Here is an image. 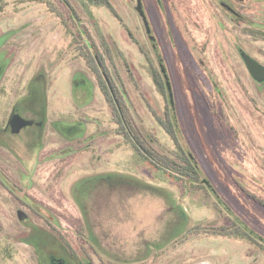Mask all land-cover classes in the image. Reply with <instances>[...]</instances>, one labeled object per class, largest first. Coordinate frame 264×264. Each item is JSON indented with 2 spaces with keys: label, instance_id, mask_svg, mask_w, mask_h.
I'll return each mask as SVG.
<instances>
[{
  "label": "rangeland",
  "instance_id": "rangeland-1",
  "mask_svg": "<svg viewBox=\"0 0 264 264\" xmlns=\"http://www.w3.org/2000/svg\"><path fill=\"white\" fill-rule=\"evenodd\" d=\"M69 1L0 0L2 118L10 116L16 99L27 92L34 80L33 95L23 101L34 109L33 118L44 119L47 94L52 118L75 112L74 81H80L82 86L78 88L76 84L77 91L86 87L82 78L97 79L89 70L82 49L92 36L102 52L110 44L114 60L110 70L114 79L128 83L130 105L138 113V122L161 152H178L179 148L151 111L152 107L161 116L167 106L166 97L152 81L157 64L142 57L122 23L126 22L147 45L140 19L129 6L132 1L136 4V0H110L112 8L92 0ZM176 1L186 22L170 21L168 27L162 22L161 33L184 141L181 144L185 143L196 157L201 177L210 181L215 192L203 185L185 183L150 162L143 164L132 145H123L114 134L107 139L111 154L92 157L113 160L112 170L119 172L123 170V161L129 163L127 170L133 176L120 177L125 182L114 188L107 186V176H90L79 167L84 163L78 159L90 157L91 153L47 147L49 135L56 132L47 126L43 129L28 125L20 133L0 135V159L5 165L9 162L14 181L26 184L27 176L37 174L45 160L72 154L77 170L74 161L67 162L69 168L63 167L66 164L60 167L64 172L73 170L65 180L66 193L71 201L81 198L94 206L86 212H94L91 222L97 238L105 245L98 244V251L117 264H139L141 258L145 264H155L154 256L159 253L162 256L158 264H264V81H253L236 51L239 45L264 64V0L231 1L251 22L241 24L217 6L214 10L222 16L220 20L212 18L213 9L202 0ZM69 5L75 7L77 21ZM154 10L159 11L158 7ZM194 43L203 47V54L198 48L194 55L190 53L189 47ZM124 60L130 64L139 88L130 82ZM95 91L94 100L80 108L90 113L86 119L96 115L103 120L104 127L111 129L116 125L111 122L110 110L98 88ZM78 93L82 101L89 99ZM50 173L48 180L53 179ZM36 174V186L30 191L40 197L46 177ZM96 190L100 195L94 200L91 194ZM18 211L7 192L0 188V264H17L16 259L18 264H35L30 263L25 251L14 254L16 259L10 256L11 242L13 246L30 249L25 243L15 242L11 234V227L26 220ZM230 217H240L257 233L261 243L244 234H214L220 227L236 229ZM190 227L203 230L200 228L201 232H193L181 241ZM66 234L70 237L71 232ZM63 256L70 260L67 253Z\"/></svg>",
  "mask_w": 264,
  "mask_h": 264
},
{
  "label": "flooded vegetation",
  "instance_id": "flooded-vegetation-1",
  "mask_svg": "<svg viewBox=\"0 0 264 264\" xmlns=\"http://www.w3.org/2000/svg\"><path fill=\"white\" fill-rule=\"evenodd\" d=\"M231 1L232 0H202V3L213 9L214 13L212 14V18L216 17L219 19L222 16L217 10H214V7L217 6L221 8L225 15L232 21H237L240 24L251 23L237 8L236 4ZM66 2L69 3L70 1L66 0ZM151 2H153V4ZM151 2L150 0H136V4H133L132 1L131 5H129L135 9L134 11H136L138 18L140 19L142 32L144 34L143 36L147 45H144V43L141 42L139 37L135 35L132 28L126 22H122L123 25H125L128 35L135 45H137L142 57L151 64H157L152 81L166 97L167 106L161 116H159L156 113V110L152 107L151 111L154 117L161 124L165 133L171 137L176 145V148L178 147L180 152H186L188 154L189 159H186V156L181 153V157H183V159L180 160V163L182 165L188 164L190 166H196L197 168L196 172H198L200 176H186L184 177L185 180L183 179L185 183L189 182L191 185H203L206 186L207 189H211L212 192H215L216 190L212 187L210 181L201 177V165L196 157L191 154V151H189L188 147L185 146V143L181 144V141H183L181 140V125L176 114L173 85L164 55L165 48L162 44L163 36L161 32L164 33L162 22L165 23L166 27H168L167 25L170 21L173 23H176L177 20L180 22H186V19L183 20L184 17L179 10L176 0H168L166 4H164L163 0H151ZM69 7L72 8L71 5H69ZM155 7H158L160 13L158 10H154ZM73 9H75V7L72 8V17L75 21H77V13ZM119 17L121 18L122 16L119 14L118 18ZM170 33L173 34L172 29ZM174 35L173 40H176ZM86 42L90 48V52L97 56L96 48L94 46V44H96L95 39L91 36ZM236 46L237 55L249 73L250 71L244 60L242 51H245L264 66V64L251 52L239 45ZM196 48H198L199 52L203 54V47L199 48V44L194 43L191 47H189L192 55H194V50ZM84 49L88 50L85 47ZM105 55L107 67L110 70V62L114 63L110 44L109 46L105 45ZM124 63L127 64V71L129 76L132 78L130 82L135 86V88H139V82L134 80L135 76L133 75L131 68L128 67L130 64L127 60H124ZM89 70L91 69L89 68ZM101 70L103 71V68H101ZM2 72V65H0V73ZM110 75L112 79L110 77L109 79H106V85L110 91V96H106L102 89V84L98 79L92 80L89 76L85 79L82 78L81 81L84 82V86H86L85 89H78L82 86L79 85L80 81L75 80L73 83L74 91L72 99L75 112L70 113L69 115L66 114L57 118H52L49 114L50 106L47 94V99L44 104L45 110L43 120L33 118L32 115L35 113L34 109L24 105L23 103L24 99L31 97L34 93L35 80L31 81L27 87V92L16 99L10 116L7 119H4L0 114V135L6 133H20L28 125L42 126L43 129L46 128V126L50 127V130L56 132H52L53 135H49L48 141L45 145L47 147L54 148V150L57 149L58 151L73 148L76 152L85 154L86 152L91 153L90 157L86 156V158H83L82 160L78 159V161L84 163L80 164L79 167L85 168L84 173H87L90 176H107V186L109 188H114L115 185L119 186L121 183H124L125 181L120 179V177L133 176L127 170L130 167L129 163H125L123 161L121 164L123 170L119 172L112 170V168L115 167L113 160L107 158L105 160H97V158H102L103 156L107 157L112 152L111 150H108L107 146L110 142V140H107L109 134H114L115 136L121 138L123 145L127 144L128 146V144H131L139 157L142 158L140 159L143 164H145V162H150L155 167L157 164L168 167L167 164L162 163L161 160H155L158 158L152 155L153 152H161V150L150 138V134L146 132V130L138 122V113L130 105L132 99L130 97L128 83L125 80L114 79L111 70ZM250 75L254 82H260L257 81L251 73ZM215 82L217 83V80H212L213 84ZM76 84L78 85L77 91ZM95 87L98 88L110 110L112 117L111 122L116 125L111 129L104 127L103 120L96 115H94V117L90 120L86 119V115L90 113L82 111L80 108L82 104H87L88 102H92L94 100L96 92ZM78 92H81V94L86 96V98L89 97V99L82 101L80 96H78ZM141 92L143 93V91ZM143 98L144 100H147L145 95H143ZM150 103L151 102L149 101L147 102L148 105H151ZM77 107L79 108V112H77ZM16 115L22 118L23 121H27V124L18 128L19 122L15 119ZM95 120L98 122L96 123ZM172 122L176 124L175 131L168 130V126L171 125ZM83 123H85V125L80 126L82 128L77 126L80 124L82 125ZM155 140L158 141L157 138H155ZM1 147L2 145L0 144V148ZM178 152L177 149H175V153H171L174 157L173 163L175 165L178 163ZM73 157L74 156L72 154H69L67 157L58 156V158L55 157L54 159L45 160L43 162L44 164L38 168L37 171L39 172L37 174L35 172V174L38 176V174L42 173L44 178L46 177V181L43 179L44 187L40 197L35 195L33 191H30L34 188V186H36L35 174H32L31 177L27 176L28 181L26 184L14 181L12 179L13 172L9 169V162L5 165L0 159V188L7 192L10 199L13 201L15 208L26 218L25 221L21 222L19 220L20 223L18 222L17 225L10 228L12 232L11 234L14 236L15 242H20L22 245L25 243L27 244V247H30V249H22L20 247L13 246L11 242V248H9V251L12 259L14 258V254H17L19 251H25L30 256V263H34L35 261V264H117L110 260L108 256H104L98 251V244H100L101 247H105V245L97 238L94 229L95 225L91 222V216H94V212H86V210H93L92 208L94 206H92V204H87L81 198L76 201H71L66 193L65 180L73 170L71 172H64L61 169V165L66 164L63 167L69 168V164L74 161V170H77V162L73 160ZM92 157L97 158L92 159ZM116 167H119V165ZM49 173L51 176L53 175L52 180H48L47 178ZM171 173H174V176L177 177L175 172ZM139 178L142 179L141 177ZM173 184L176 185V182H173ZM97 190L91 194V198L94 200H97V196L100 195L97 193ZM86 207L91 208L87 209ZM236 218L244 222L240 217ZM241 226H243V231L247 232L244 235L248 236L255 243H261L257 238V233H255L249 225L245 223V225L241 224ZM67 231L71 232L70 237L67 236ZM30 251H33V253ZM58 252L61 254L59 255ZM65 253L70 255L68 256L70 260L63 256ZM161 256L160 253L159 255L154 256L155 264H158V262L160 263ZM18 262L19 261L16 259L17 264ZM135 263L136 262H123L118 264ZM138 263L145 264V260L141 258Z\"/></svg>",
  "mask_w": 264,
  "mask_h": 264
},
{
  "label": "trees",
  "instance_id": "trees-1",
  "mask_svg": "<svg viewBox=\"0 0 264 264\" xmlns=\"http://www.w3.org/2000/svg\"><path fill=\"white\" fill-rule=\"evenodd\" d=\"M93 3L97 4V5H107L112 7V3L110 0H92ZM2 2V1H1ZM3 4H0V12L3 9L2 7ZM93 42V40H92ZM95 48H96V55H94L93 53L90 52V48L88 46H83L82 49L84 50L83 52V57L86 60L88 67L91 69V71L96 75L97 79L100 80L101 84H102V89L105 92L106 96H110V91L106 85V79H109V77L111 78L110 75V70L107 67V61H106V55L105 52H102L99 48V45L96 43L94 44ZM85 48H88V50H85ZM101 68H103V71L101 70ZM109 75V76H108ZM112 79V78H111ZM176 124L172 122L171 125L168 126V130L170 131H175L176 130ZM181 153H183L186 156V159L188 158V154L186 152H180L178 153V163L175 165L173 163L174 157L171 154L168 153H163V152H153L152 155L155 156L158 159L155 160H161L162 163L167 164L168 167H164L162 165H156V167H158L159 169H163L166 172H175L178 178H181V180L184 179V177L186 176H191V175H195L196 177H199V173L196 172V166H190L188 164H181L180 160L183 159V157H181ZM185 158V157H184ZM170 166V167H169ZM173 174V173H171ZM185 180V179H184ZM186 212V211H185ZM230 220H233V223L236 225V229L230 228L228 226L225 227H220L218 231L217 230L214 232V234H224V235H242L247 233L246 231H243V226L245 225L244 222L240 221L239 219H237L236 217H230ZM202 229V227H197L195 229L193 228H189L188 232L181 237V241L184 240V238H188L189 234H192L193 232L195 233H199L201 232L200 230ZM203 230V229H202ZM180 239V238H179ZM179 240V242H181Z\"/></svg>",
  "mask_w": 264,
  "mask_h": 264
},
{
  "label": "water",
  "instance_id": "water-1",
  "mask_svg": "<svg viewBox=\"0 0 264 264\" xmlns=\"http://www.w3.org/2000/svg\"><path fill=\"white\" fill-rule=\"evenodd\" d=\"M242 55L253 77L257 81H260V82L264 81V66L261 65L259 62H257L254 58H252L245 51H242ZM15 119H17V121L19 122L18 128L23 127L27 124V121H23V119L20 118L18 115L15 116Z\"/></svg>",
  "mask_w": 264,
  "mask_h": 264
}]
</instances>
